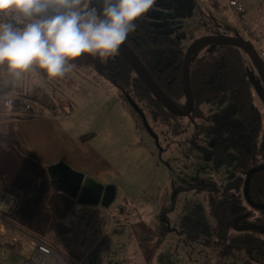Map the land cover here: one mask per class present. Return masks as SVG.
<instances>
[{
  "label": "rangeland",
  "instance_id": "obj_1",
  "mask_svg": "<svg viewBox=\"0 0 264 264\" xmlns=\"http://www.w3.org/2000/svg\"><path fill=\"white\" fill-rule=\"evenodd\" d=\"M240 3L244 13L231 15L225 9L227 0H156L146 15L156 30L176 38L184 52L203 37H238L260 58L264 0ZM212 47L196 48L191 62ZM243 58L252 81L253 104L262 115L261 129H251L252 145L258 146L264 130V81L246 53ZM105 61L85 56L63 78L37 81L26 75L2 91L3 97H13L11 92L35 102L38 116L0 117V224L6 228L0 241L14 234L24 240L36 233L52 242L58 264H94L91 255L96 245L113 224L123 221L133 228L132 242L126 243V233L112 231L110 249L117 253V244H124L126 253L118 255L123 259L127 254L130 264H243V252L216 238L211 209L235 174L230 166L236 151L224 136L226 143L215 147L219 150L215 158L209 138L198 134L186 117L168 124L147 114L159 151L125 93L105 72L97 73L95 65ZM25 94H37L44 104L20 96ZM226 98L215 107L203 106L214 117L208 123L198 122L207 125V134L219 129L220 121L230 128L240 125L234 105ZM52 106L59 112H53ZM59 163L95 183L114 186V202L107 209L81 206L55 192L47 170ZM240 190L233 192L239 195Z\"/></svg>",
  "mask_w": 264,
  "mask_h": 264
},
{
  "label": "trees",
  "instance_id": "obj_2",
  "mask_svg": "<svg viewBox=\"0 0 264 264\" xmlns=\"http://www.w3.org/2000/svg\"><path fill=\"white\" fill-rule=\"evenodd\" d=\"M225 9L228 11L226 7ZM211 45L213 47L205 56L190 61L189 86L193 109L186 117L187 122L200 131L205 126H198V122H207L213 118L205 113L203 106L215 107L227 97L226 101L231 102L237 111L240 125L258 132L262 127V115L253 104L252 81L244 62V52L227 44ZM121 48L172 105L181 110L187 108L182 72L185 52L176 38L156 30L145 19L138 22L136 31L129 35ZM95 69L98 74L105 72L114 86L134 102L146 119L149 114L154 121L170 124L173 120L176 123L183 118L170 113L120 55L106 59L103 65H95ZM24 97L36 100L38 105L44 104L38 100V95ZM178 126L183 131L182 125ZM19 148L23 150L22 147ZM262 160L264 130L258 146H253L250 151L248 146L238 150L235 159L237 175L234 178L237 182L232 185L239 184V190L242 189L244 172L263 166ZM49 182L55 192H60L50 176ZM233 190L235 192L238 189ZM234 192L229 194V191H225L221 199L215 200V207L211 208L215 218V236L217 239L227 240L230 243L229 248L234 247L243 252L246 255L243 264H264V168L252 173L247 192L249 199L256 205L263 206L262 209L250 207L244 200L242 190L239 195ZM245 208H252L253 213L245 212ZM232 213H235L234 217Z\"/></svg>",
  "mask_w": 264,
  "mask_h": 264
},
{
  "label": "clouds",
  "instance_id": "obj_3",
  "mask_svg": "<svg viewBox=\"0 0 264 264\" xmlns=\"http://www.w3.org/2000/svg\"><path fill=\"white\" fill-rule=\"evenodd\" d=\"M155 4L156 0H0V91L26 75L37 81L63 78L85 56L114 57Z\"/></svg>",
  "mask_w": 264,
  "mask_h": 264
},
{
  "label": "water",
  "instance_id": "obj_4",
  "mask_svg": "<svg viewBox=\"0 0 264 264\" xmlns=\"http://www.w3.org/2000/svg\"><path fill=\"white\" fill-rule=\"evenodd\" d=\"M227 44L233 47H236L246 53L257 71L261 75L264 81V65L261 59L254 52L252 47L245 41L239 38L232 37H220V36H209L203 37L201 39L195 40L187 48V51L184 54V61L182 65L183 72V82L187 95L188 106L185 110H181L172 105L168 99L156 88L150 78L146 73L130 58L124 50L120 47L118 55H120L135 71V73L141 78L143 83L148 87L151 93L156 97L158 101L172 114L179 117H187L193 109V99L189 86V65L191 61V55L193 51L201 45L204 44ZM127 101L132 109L139 115L142 121L144 129L152 136L156 145L159 147L158 137L153 133L151 127L149 126L147 119L142 111L134 104V102L127 97ZM159 151L161 148L159 147ZM264 168V166L257 167L253 170H250L246 176L245 188L248 184V181L253 172ZM48 175L52 179V182L57 185V190L63 194H66L70 198L76 200L77 204L82 206H92V207H102L107 209L115 200V188L112 185H101L95 183L91 179L85 178L81 173L73 171L68 166L59 163L53 166L48 167ZM256 208L262 209V206L255 205Z\"/></svg>",
  "mask_w": 264,
  "mask_h": 264
},
{
  "label": "built area",
  "instance_id": "obj_5",
  "mask_svg": "<svg viewBox=\"0 0 264 264\" xmlns=\"http://www.w3.org/2000/svg\"><path fill=\"white\" fill-rule=\"evenodd\" d=\"M228 11L231 15H238L243 12V7L239 0H227ZM243 33H245L243 31ZM260 58L264 60V53ZM0 91V117H35V102L22 99L20 97H3ZM53 112H59L56 106H52ZM103 216L99 214V218ZM129 228V224L123 221L113 224L110 231L106 232L100 242L95 247V254L91 255V260L97 256L100 264H115L118 262V252H124V244H117L118 252L111 249L110 236L116 232H123ZM6 232V228L0 224V235ZM52 242L36 233H30L26 239L14 234L8 241H0V264H58L54 260Z\"/></svg>",
  "mask_w": 264,
  "mask_h": 264
},
{
  "label": "flooded vegetation",
  "instance_id": "obj_6",
  "mask_svg": "<svg viewBox=\"0 0 264 264\" xmlns=\"http://www.w3.org/2000/svg\"><path fill=\"white\" fill-rule=\"evenodd\" d=\"M213 119H214V117L211 118V120H213ZM211 120H209V121H211ZM220 122H221L220 128L217 129V130H215L211 134H207L205 132L206 129H208L207 125H205V127L203 129H201L200 131H196L198 134L205 133L206 136L209 138L210 141H209L208 147H209V149L211 151V154H214L215 155V158H216V156L218 155V152H219V150L217 148H215V147L220 142L226 143L225 140L228 141V142H232V144H230V143L227 142V145L233 151H236V155H237L238 150L240 148H242V147L248 146L249 151L253 148L252 139H251V127L244 128V126L242 127L241 125H239L238 127L230 128V125L229 124L222 123V121H220ZM215 134L217 136H214ZM224 136H225V140L223 139ZM227 155L231 158L230 150L228 148H227ZM236 155L232 157V165L230 166V168H233L234 173L237 175L236 166H235ZM251 158H253V156H251ZM253 169H255V168H253ZM253 169H251V170H253ZM249 171L244 172L245 180H246V176H247V174H248ZM235 174H234V176L232 175L231 180L229 181L230 185L225 186L226 189H224L223 192L229 191L230 192L229 194H231V192L233 191V189H238L239 190V184L238 185L235 184L236 186L235 185H232L233 182H237L234 179L235 176H236ZM245 180H244V183H243L244 185H243V188H242L243 197H244L245 202L250 207H252L254 209V208H256L255 207L256 204L253 203L249 199L248 193H247L248 192V186H249L250 179L248 181V184H247L246 188H245ZM259 206H261V205H259ZM245 212H249V214L253 213L252 211H247L246 209H245Z\"/></svg>",
  "mask_w": 264,
  "mask_h": 264
},
{
  "label": "crops",
  "instance_id": "obj_7",
  "mask_svg": "<svg viewBox=\"0 0 264 264\" xmlns=\"http://www.w3.org/2000/svg\"><path fill=\"white\" fill-rule=\"evenodd\" d=\"M240 1V0H239ZM241 4V3H240ZM241 6L243 7V5L241 4ZM243 11H244V7H243ZM244 13V12H243ZM12 88V87H11ZM10 88V89H11ZM8 90V89H7ZM11 91V90H10ZM11 95H13V97L15 96V97H18V95H14V94H12L11 92H9ZM25 95H37V94H25ZM25 95H21V96H25ZM1 119H5V117L4 118H1ZM7 119V118H6ZM25 120H30V119H25ZM103 185H105V184H103ZM129 224V223H128ZM132 226L129 224V228H127L126 230H124L123 232L124 233H126V235H127V239H126V243H130V242H132L131 240H132V234H133V228H131ZM113 234V233H112ZM111 240V239H110ZM134 241V240H133ZM135 242V244H137V246H139V244L136 242V241H134ZM140 247V246H139ZM126 249H125V253H126ZM94 264H100V262H99V259H97V256H95L94 257ZM129 259H132V258H129ZM128 259V257H127V254H126V256H124V258L122 259L121 258V256L120 255H118V262L117 263H115V264H130V263H132V262H130V260Z\"/></svg>",
  "mask_w": 264,
  "mask_h": 264
},
{
  "label": "bare ground",
  "instance_id": "obj_8",
  "mask_svg": "<svg viewBox=\"0 0 264 264\" xmlns=\"http://www.w3.org/2000/svg\"><path fill=\"white\" fill-rule=\"evenodd\" d=\"M264 62V61H263ZM82 206V205H81Z\"/></svg>",
  "mask_w": 264,
  "mask_h": 264
}]
</instances>
